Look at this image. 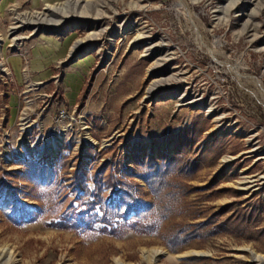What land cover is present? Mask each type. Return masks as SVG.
Wrapping results in <instances>:
<instances>
[{"label":"rangeland","instance_id":"374dc122","mask_svg":"<svg viewBox=\"0 0 264 264\" xmlns=\"http://www.w3.org/2000/svg\"><path fill=\"white\" fill-rule=\"evenodd\" d=\"M172 140L199 158L192 207L229 205L217 221L243 209L251 232L173 253L154 233L82 235L0 210V264H264V0H0L5 198L42 206L27 161L61 154L63 196L79 157L120 176L131 150L172 153Z\"/></svg>","mask_w":264,"mask_h":264},{"label":"trees","instance_id":"16d2710c","mask_svg":"<svg viewBox=\"0 0 264 264\" xmlns=\"http://www.w3.org/2000/svg\"><path fill=\"white\" fill-rule=\"evenodd\" d=\"M172 142V153L163 151L159 145L155 153L131 150V163L128 164L133 167L123 165L120 176L116 175L117 169H107L104 173V163L88 173V169L81 166L79 157L70 169L67 191L63 196H60V191L65 175L60 169L65 161L61 154L45 163L27 161L30 173L38 178L43 188L39 192L42 206L28 210L16 205L14 199L5 198L3 186L7 181L0 175L2 215L14 224L30 222L38 215L47 226L82 235L105 233L120 237L127 231L144 235L154 233L173 253L186 248H201L206 240L232 228L241 233L251 232V224L244 218L243 209H239V220L237 215H228L217 221L229 205L202 216L201 210L192 207L187 196L198 188L189 182L199 167V158H188L185 147ZM102 185L108 189L106 194ZM210 187L209 184L204 185L201 198L214 192ZM65 198L67 202L61 207L60 203ZM233 223L236 225L232 226ZM208 259L190 256L180 264Z\"/></svg>","mask_w":264,"mask_h":264},{"label":"bare ground","instance_id":"6f19581e","mask_svg":"<svg viewBox=\"0 0 264 264\" xmlns=\"http://www.w3.org/2000/svg\"><path fill=\"white\" fill-rule=\"evenodd\" d=\"M257 261H258V264H262V262H263L262 259L259 256H258V260Z\"/></svg>","mask_w":264,"mask_h":264},{"label":"crops","instance_id":"0c3cea01","mask_svg":"<svg viewBox=\"0 0 264 264\" xmlns=\"http://www.w3.org/2000/svg\"><path fill=\"white\" fill-rule=\"evenodd\" d=\"M44 59H42L43 62ZM47 72L46 71H42V75H45Z\"/></svg>","mask_w":264,"mask_h":264}]
</instances>
